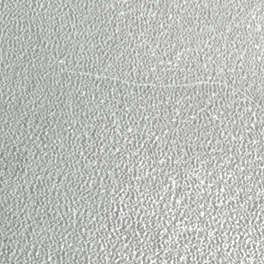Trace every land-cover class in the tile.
I'll return each instance as SVG.
<instances>
[{
	"label": "snow or ice",
	"instance_id": "6c2138e0",
	"mask_svg": "<svg viewBox=\"0 0 264 264\" xmlns=\"http://www.w3.org/2000/svg\"><path fill=\"white\" fill-rule=\"evenodd\" d=\"M0 18L14 264H264V0H0Z\"/></svg>",
	"mask_w": 264,
	"mask_h": 264
},
{
	"label": "water",
	"instance_id": "95a60500",
	"mask_svg": "<svg viewBox=\"0 0 264 264\" xmlns=\"http://www.w3.org/2000/svg\"><path fill=\"white\" fill-rule=\"evenodd\" d=\"M13 2L18 3H24V0H13ZM4 21L3 18H0V30L3 29ZM0 36H2V31H0ZM2 69H0V73H2ZM3 77L2 74H0V84H2ZM3 106L0 105V110H2ZM0 130H3V124L0 123ZM9 150H11V145H9ZM3 151V137L0 136V152ZM5 159L3 156H0V177H3L5 174ZM15 171L16 175H20V167L17 166V163L10 157L9 158V174H11L12 171ZM3 193V187L0 186V264H14L15 256L12 255V253H16V256H19V258L22 260L23 257L19 255L18 252H16L15 244L11 237L13 236V233L15 232V225L18 223V221H12L11 219L8 221L10 224H12V231L6 233L4 230V220L3 217L7 213V207L4 204V197L2 195ZM11 249V252L9 251Z\"/></svg>",
	"mask_w": 264,
	"mask_h": 264
}]
</instances>
